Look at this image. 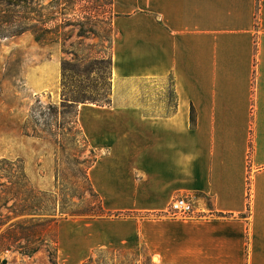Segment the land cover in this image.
Instances as JSON below:
<instances>
[{"label": "crops", "instance_id": "obj_1", "mask_svg": "<svg viewBox=\"0 0 264 264\" xmlns=\"http://www.w3.org/2000/svg\"><path fill=\"white\" fill-rule=\"evenodd\" d=\"M112 13L111 99L77 119L105 211L129 216L60 221L59 262L264 264V0H113ZM53 62L60 86L53 59L28 72L33 95L53 93ZM180 197L213 216L170 218Z\"/></svg>", "mask_w": 264, "mask_h": 264}, {"label": "rangeland", "instance_id": "obj_2", "mask_svg": "<svg viewBox=\"0 0 264 264\" xmlns=\"http://www.w3.org/2000/svg\"><path fill=\"white\" fill-rule=\"evenodd\" d=\"M112 2L34 0L25 9H7L0 0V11L36 26L45 42L38 43L32 31L0 39V196L16 184L19 192L17 199L4 197L11 200L9 210L0 203L3 218H8L0 228V264H62L56 246L59 222L88 220L99 212V201L88 181L96 156L80 131L76 116L80 105L65 104L63 94L97 100L101 105L111 99ZM53 59L61 64L60 86V67L53 62L48 77L53 93L33 95L28 72ZM64 65L68 72L63 93ZM168 93L171 97L170 88ZM35 175L43 187L50 184L49 190L34 185L30 176L34 179ZM76 211L90 216H67ZM12 226L14 235L9 232ZM36 248L39 251L28 257L26 252ZM144 261L142 252L108 250L96 252L84 264H148Z\"/></svg>", "mask_w": 264, "mask_h": 264}, {"label": "trees", "instance_id": "obj_3", "mask_svg": "<svg viewBox=\"0 0 264 264\" xmlns=\"http://www.w3.org/2000/svg\"><path fill=\"white\" fill-rule=\"evenodd\" d=\"M33 1L34 0H2V2H3L2 5H4L5 8H7V9H14V8H23V9H25V8H28L29 5ZM75 4L76 3H74V5ZM16 18H12L11 16H7L6 12L0 11V39L7 38V37L13 38V37H16V36L23 35L26 32L32 31V33L34 34L35 39H36V41L38 43H45L38 36V31H37L36 26H30V24H24L21 20H18ZM24 20L25 21L27 20L28 22H32L33 21L30 18H24ZM55 20H57V19L55 18ZM50 21H53V20L51 19ZM65 21H67V20H65ZM65 21L63 23H65ZM47 23L48 22H44L43 24H47ZM45 33H47V35H49L50 33H52V31H46ZM63 70H64V75L62 76L63 77L62 78V81H63L62 88H63V93H64V90H66V88H67V86H66V80H67L66 73L68 72V70L66 69L65 65H64V69ZM63 97L65 98V104H70V106H75V105H77V103H78V105H81V104H96V105H101V104H99L100 101L86 99L85 97H79V98L71 97L70 98V97H67V95H65V94H63ZM109 102H110V100L107 101L106 104H109ZM76 114H77L76 116L78 118V109H77V113ZM193 114L194 113L192 112V116H191L192 125L195 124V117H194ZM81 134H82V132H81ZM82 136L84 138V142L86 143V145H88V142H87V140H86V138L84 137L83 134H82ZM90 152L92 153V155H94L96 157H95V160L91 163V166L89 167L90 168L89 171L93 168V166L96 164V162L99 159V156L97 155V153L93 149L90 148ZM1 164L2 163L0 162V165ZM88 181L90 182L91 192L93 193V196L96 199H98V201H99V212L98 213H95V215L94 216H91V218H89L88 220L102 219V218H106V217L107 218H110V217L129 216V214H111L109 212H106L105 209H104V206H103V203H102V200H101L100 196L96 193V191H95V189H94V187H93V185L91 183L90 177H89ZM3 187L8 189L9 186L6 187V186L3 185ZM18 193L19 192H18V186H17V184H16V188L14 187L12 189L6 190V195L7 196H13L14 197L13 199H17ZM29 194L30 195L27 196V197L30 198V196L32 194V189L30 190V193ZM4 197L2 198V196H0V203L2 201V208L4 207L5 209L9 210V208L7 206H8V204H9V202L11 200H8L7 198H4ZM15 205H16V203L14 204L13 207H15ZM25 208H28V206H26L25 204H23L22 205V209L27 210ZM24 210H23V213L25 212ZM90 214H94V213H90ZM67 216H71V217L85 216L86 217V216H90V215H89V213H83V214H81L80 212H77L76 211V212H73V213H71L70 215H67ZM85 217H83V218H85ZM66 219H69V218H66ZM6 220H8V218L7 217L3 218V215L0 212V228L7 223ZM9 232H10V234H13L14 235V232H15L14 231V226L10 227ZM56 246L58 247V243L57 242H56ZM38 251L39 250L36 248L34 250H31V252H26V254L28 255V257H32Z\"/></svg>", "mask_w": 264, "mask_h": 264}, {"label": "built area", "instance_id": "obj_4", "mask_svg": "<svg viewBox=\"0 0 264 264\" xmlns=\"http://www.w3.org/2000/svg\"><path fill=\"white\" fill-rule=\"evenodd\" d=\"M166 215L173 219L199 220L210 217L209 211H202L192 198L175 199L168 208Z\"/></svg>", "mask_w": 264, "mask_h": 264}]
</instances>
